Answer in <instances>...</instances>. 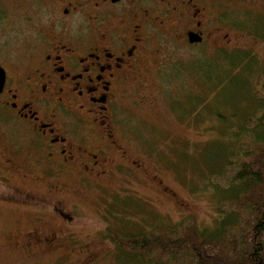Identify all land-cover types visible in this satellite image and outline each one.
Returning <instances> with one entry per match:
<instances>
[{"label":"rangeland","instance_id":"rangeland-1","mask_svg":"<svg viewBox=\"0 0 264 264\" xmlns=\"http://www.w3.org/2000/svg\"><path fill=\"white\" fill-rule=\"evenodd\" d=\"M33 3L0 0V63L29 61L26 25L34 17ZM231 16L233 47L181 51L177 58L196 59L193 67L155 69L143 88L140 83L130 88L129 94L138 89L145 98L142 108L133 102L135 94L116 108L115 135L143 165L140 175L119 170L98 185L54 197L31 181L0 179V264H139L124 259L113 232L139 235L187 217L201 229L217 226L215 183L231 162L227 150H238L230 137L241 143L252 142L248 134L264 138V128L249 132L244 126L246 119L264 116V102L253 96L262 90L258 78H264V9L255 5ZM16 143L27 152L23 138ZM61 199L70 219L56 215ZM32 235L58 240L52 246L33 244Z\"/></svg>","mask_w":264,"mask_h":264},{"label":"flooded vegetation","instance_id":"flooded-vegetation-1","mask_svg":"<svg viewBox=\"0 0 264 264\" xmlns=\"http://www.w3.org/2000/svg\"><path fill=\"white\" fill-rule=\"evenodd\" d=\"M33 1L34 17L26 25L29 61L0 63L5 72L0 179L45 186L50 197L98 185V179L115 177L119 170L140 175L143 165L114 132L118 106L132 94L138 97L136 107L145 103L140 90L129 94L130 88L139 83L143 88L155 69L193 67L196 59L177 58L181 51L233 47L231 14L255 5L264 9V0ZM59 203L56 215L70 219L64 201ZM77 207L73 204V212ZM32 239L50 246L58 240L54 235ZM93 254L87 255L90 262Z\"/></svg>","mask_w":264,"mask_h":264},{"label":"trees","instance_id":"trees-1","mask_svg":"<svg viewBox=\"0 0 264 264\" xmlns=\"http://www.w3.org/2000/svg\"><path fill=\"white\" fill-rule=\"evenodd\" d=\"M261 91L253 93L264 102ZM249 132L264 128V116L248 118ZM237 142L238 150L218 175V217L215 228L201 229L193 217L174 225L158 223L139 235L112 233V240L126 254L125 260L139 264H264V138ZM226 150V149H225ZM226 152V151H225ZM235 155V156H234ZM232 158V159H231ZM220 163V162H219ZM221 217L219 219V215Z\"/></svg>","mask_w":264,"mask_h":264},{"label":"water","instance_id":"water-1","mask_svg":"<svg viewBox=\"0 0 264 264\" xmlns=\"http://www.w3.org/2000/svg\"><path fill=\"white\" fill-rule=\"evenodd\" d=\"M4 82H5V72L3 68L0 67V93L3 90Z\"/></svg>","mask_w":264,"mask_h":264}]
</instances>
